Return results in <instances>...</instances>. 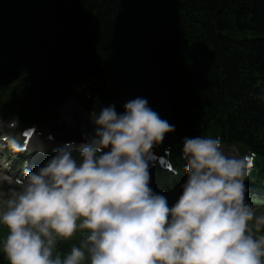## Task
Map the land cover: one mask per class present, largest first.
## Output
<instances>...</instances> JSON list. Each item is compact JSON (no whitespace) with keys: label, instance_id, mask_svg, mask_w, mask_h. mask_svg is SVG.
I'll use <instances>...</instances> for the list:
<instances>
[{"label":"trees","instance_id":"trees-1","mask_svg":"<svg viewBox=\"0 0 264 264\" xmlns=\"http://www.w3.org/2000/svg\"><path fill=\"white\" fill-rule=\"evenodd\" d=\"M261 80L264 0H0V115L26 124L70 96L90 112L140 96L175 125L161 144L176 159L184 137L219 136L258 154L264 178Z\"/></svg>","mask_w":264,"mask_h":264},{"label":"clouds","instance_id":"clouds-1","mask_svg":"<svg viewBox=\"0 0 264 264\" xmlns=\"http://www.w3.org/2000/svg\"><path fill=\"white\" fill-rule=\"evenodd\" d=\"M264 101V80L255 85ZM94 132L65 143L19 187L0 192V253L7 264H264V211L246 201L249 155L221 137H184L180 194L150 186L154 146L175 125L137 96L92 112ZM7 146L20 150L19 136ZM43 150V146H38ZM81 238L61 255L59 242Z\"/></svg>","mask_w":264,"mask_h":264},{"label":"rangeland","instance_id":"rangeland-1","mask_svg":"<svg viewBox=\"0 0 264 264\" xmlns=\"http://www.w3.org/2000/svg\"><path fill=\"white\" fill-rule=\"evenodd\" d=\"M78 104V100L76 98H73V97H69L66 101H64L59 107L56 108L55 110V113H56V120H50L49 122H46L44 123L45 125H43L44 128H47V129H52L55 124L57 123L58 120H62L64 118V116H67L70 112L74 111V107L75 105ZM38 144V143H36ZM43 146V152H47L50 147L51 150L53 149H56L61 145V142L59 141H56L54 143H52L51 145L48 144L47 146H44L43 144H40ZM40 145H35L34 144V148L38 150V146ZM78 145V144H77ZM46 151H45V150ZM227 150V149H226ZM40 151V150H38ZM228 152H230V150H227ZM232 151V150H231ZM234 154H236L234 152ZM7 159L6 156H1V152H0V159ZM1 163V162H0ZM9 164H10V159L7 161V164L6 165H3V166H0V192H7L8 190H10L11 188H15V187H19L17 186L15 183H14V180H13V177L10 176L9 174ZM7 169V172L5 171ZM14 171L12 172L13 175H15L16 173L18 174L19 173V170L18 169H13ZM24 171V170H22ZM19 175L22 176L23 178V173H19ZM259 200H263L264 201V198L263 199H259ZM249 203H254L253 201H248ZM257 212H260V211H264V204L263 206L260 208V206H255ZM73 237V236H72Z\"/></svg>","mask_w":264,"mask_h":264},{"label":"water","instance_id":"water-1","mask_svg":"<svg viewBox=\"0 0 264 264\" xmlns=\"http://www.w3.org/2000/svg\"><path fill=\"white\" fill-rule=\"evenodd\" d=\"M94 127V124L91 119L87 117V114L83 112V110L78 109L76 112H72L68 117H65L63 121H60L56 130L57 132L59 130L61 134L64 135V137H60L61 140L77 139L76 135L80 136L78 139L84 140L89 136V133L91 134L94 132ZM56 136L58 137V135Z\"/></svg>","mask_w":264,"mask_h":264}]
</instances>
